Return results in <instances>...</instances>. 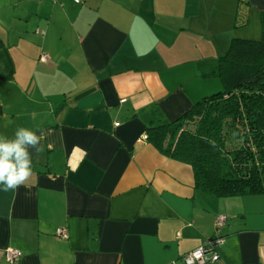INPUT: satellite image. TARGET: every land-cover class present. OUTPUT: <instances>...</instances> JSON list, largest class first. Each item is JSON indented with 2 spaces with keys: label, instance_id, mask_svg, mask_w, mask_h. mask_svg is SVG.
<instances>
[{
  "label": "crops",
  "instance_id": "obj_1",
  "mask_svg": "<svg viewBox=\"0 0 264 264\" xmlns=\"http://www.w3.org/2000/svg\"><path fill=\"white\" fill-rule=\"evenodd\" d=\"M262 28L264 0H0V136L48 133L0 191V264H183L219 215L211 264H264V194L196 189L143 138L222 90L218 58Z\"/></svg>",
  "mask_w": 264,
  "mask_h": 264
},
{
  "label": "trees",
  "instance_id": "obj_2",
  "mask_svg": "<svg viewBox=\"0 0 264 264\" xmlns=\"http://www.w3.org/2000/svg\"><path fill=\"white\" fill-rule=\"evenodd\" d=\"M216 73L222 90L172 121L149 123L147 141L191 165L196 189L216 197L264 194V28L260 40L233 38ZM222 227L214 222L209 239L224 237Z\"/></svg>",
  "mask_w": 264,
  "mask_h": 264
},
{
  "label": "clouds",
  "instance_id": "obj_3",
  "mask_svg": "<svg viewBox=\"0 0 264 264\" xmlns=\"http://www.w3.org/2000/svg\"><path fill=\"white\" fill-rule=\"evenodd\" d=\"M47 131L19 127L12 138L0 136V191H16L33 174V152L41 153ZM32 150V151H30Z\"/></svg>",
  "mask_w": 264,
  "mask_h": 264
},
{
  "label": "built area",
  "instance_id": "obj_4",
  "mask_svg": "<svg viewBox=\"0 0 264 264\" xmlns=\"http://www.w3.org/2000/svg\"><path fill=\"white\" fill-rule=\"evenodd\" d=\"M57 1V0H53ZM74 3L79 4L83 0H72ZM47 54L42 53L40 55L41 61L47 60ZM123 101V100H122ZM146 138V135L143 136ZM226 217L224 215H219L216 218L215 225L219 228L225 222ZM56 235L66 238L67 232L64 228L59 227L56 229ZM224 242V237L217 236L215 239L206 240L202 245L198 246L197 248L189 251L188 253L184 254L182 257L183 264H209L218 260L219 256L215 251V248L220 247ZM22 256V252L16 248L7 247L4 251V258L5 261L8 263L17 262L20 257Z\"/></svg>",
  "mask_w": 264,
  "mask_h": 264
}]
</instances>
